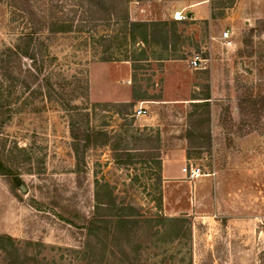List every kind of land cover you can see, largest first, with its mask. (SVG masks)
<instances>
[{
	"label": "rangeland",
	"instance_id": "obj_1",
	"mask_svg": "<svg viewBox=\"0 0 264 264\" xmlns=\"http://www.w3.org/2000/svg\"><path fill=\"white\" fill-rule=\"evenodd\" d=\"M105 2L107 8L113 5L112 0ZM30 12L43 14L51 21L74 19L77 24L82 10L76 0H0V57L17 45L21 34L31 29L32 23L27 21ZM175 12H183L187 19L181 22L188 24L179 29L183 40L177 46V58L162 61L100 62L104 47L96 42L100 37L115 35L112 21H102L95 30L91 24L84 23L88 32L83 34L49 37L48 24L45 25L46 30L40 37L45 53L37 57L36 62L40 69L38 84L28 90L17 88L11 97V119L0 131V143L7 149L13 145L25 149L15 161L17 186L14 193L0 176V234L39 244L40 255L54 264H78L83 256L80 249L84 236L65 218L75 213L90 216L95 181H106L115 187L121 200L141 208L144 213L158 211L153 200L160 191L162 215L189 219L187 240L171 242L169 238L163 241L155 237L154 247L143 252V264H264V172H261L264 171V99H257L256 104L251 103L243 110L238 107V93L243 86L257 84L261 87L258 92L264 95V80L255 69V62L263 61L259 54L264 55V35L255 38L252 56L238 57L239 51L248 49L241 42L245 34L264 21V0H127L130 22L174 20ZM227 29L232 41L229 47L220 40ZM120 47L113 48L114 57L129 54L131 59H143V44L132 45L128 39L127 45ZM154 49L160 53L162 47ZM196 54L206 60L201 69H194L190 64ZM22 63L30 68L31 61L22 59ZM207 91L215 119L225 129L232 128L236 136L258 133L262 139L258 154L253 158L249 151L254 146L243 144V149L248 151L244 149L240 154V146L235 144L237 154L229 161L232 174L220 175L222 184L214 193L211 179L204 178L217 172L218 160L222 159L212 143V112L209 109V125L200 127L198 121L205 118V113L201 116L204 111L191 105L192 99L203 98ZM252 91L257 89L254 87ZM134 96L145 100L135 104L133 115L136 108L145 106L147 117L132 115L123 121L113 108L104 106L128 103ZM192 112L196 114L191 126L188 116ZM85 113L88 116L83 117V122L88 123L90 131H106L116 135L117 140H125L122 144L113 141L118 144L117 149L123 145L129 149L139 148L141 144L136 138L140 135L139 129L145 128L146 134L141 135L151 137L148 145L152 148L131 150L129 154L134 158L140 154L153 158L146 163L134 159L132 164H125L124 158L116 159L123 151L113 152L110 146L96 141L84 142V161L81 171L75 172L69 121ZM146 125L153 128L159 125L167 139L179 129L180 155H186V159L180 158L168 167L170 176L177 180L164 185L161 168L160 188L154 162L158 154L162 162L166 145L160 134H151ZM189 129L195 137L186 140L184 134ZM207 131L210 133L209 150L204 137ZM189 166L200 169L199 179L184 178L181 169ZM242 170L247 175L241 174ZM200 192L205 199L199 198ZM216 201L219 207H231L219 213L221 211L213 210ZM251 208L258 216L243 234L237 224L228 225L229 219L222 216L246 213ZM54 211H59L61 216ZM202 214L206 217L201 219ZM252 234H259V240L248 244L245 238Z\"/></svg>",
	"mask_w": 264,
	"mask_h": 264
},
{
	"label": "trees",
	"instance_id": "obj_2",
	"mask_svg": "<svg viewBox=\"0 0 264 264\" xmlns=\"http://www.w3.org/2000/svg\"><path fill=\"white\" fill-rule=\"evenodd\" d=\"M81 8L80 22L74 24V19L69 21H51L49 17L43 14L30 12L28 13L27 21L32 23L31 29L21 34L18 43L15 47L7 49L0 57V131L11 119L12 110H10L11 97L17 88L24 90L31 89L38 84V73L40 69L37 67V57H42L45 53V44L40 37L44 34L45 25L47 27V37L54 34L76 33L83 34L86 25L96 29L97 24L102 21L113 22V32L115 35L100 37L97 45L104 47V54L100 56V62H116L139 60H167L177 58V46L182 43V35L180 34V26L187 25V22H177L175 20L159 21V22H130L127 15V0H112L113 5L107 8L106 0H76ZM92 28L90 30H92ZM264 35V21H260L254 28L249 29L242 39V44L247 46V51L238 52V57L252 56L255 38ZM121 37V38H118ZM121 39V40H119ZM129 39L130 44L141 43L144 45L142 49L143 59H131L129 54L124 55L123 59L114 57L113 48L127 45ZM162 47L160 53H157L154 47ZM120 47V48H121ZM108 50L106 51V49ZM197 48V46H196ZM115 49V48H114ZM112 52V53H107ZM259 54L260 59L255 62V69L258 75L264 80V55ZM22 59L31 61L30 68L24 67ZM39 87V85H38ZM257 91L253 92L252 88ZM244 88V89H243ZM259 85L251 87H242L239 96L238 107L243 110L249 104H256L257 99H264L261 95ZM143 97L134 96L132 101L128 103L105 104L104 106L113 108L115 114L125 121L133 115V108L139 101H143ZM200 100L201 103H191L194 108H201L204 112L200 115L203 117L198 121V125L204 126L210 123L209 114V93ZM196 112V111H194ZM192 112L188 119V124L193 125L191 119L194 113ZM88 115L81 114L76 118L71 117L69 121L70 135L73 140L72 149L76 160V171H81L80 166L83 164V147L82 143L90 144V142H100L102 146H110L114 152L121 150L122 155H117L116 159L124 158L126 163H133V160L140 159L146 163L153 156L140 154L134 158L130 155L131 150H148L150 145L148 142L151 137H145L146 129H139L136 142L141 145L139 148L134 147L129 149L126 145L117 149L118 144L122 141L115 139L116 135H111L106 131H90L87 128V122H83V117ZM131 122H134L133 119ZM210 133L207 131V149L210 146ZM183 137V136H182ZM185 139H193L195 133L189 129L184 134ZM157 139L159 136L157 135ZM92 140V141H91ZM125 142L124 144H126ZM122 146V145H120ZM119 147V146H118ZM157 150L160 148V141L157 142ZM25 149L18 148L13 145L10 149L6 148L5 144L0 143V176L3 177L9 184L11 192H15L17 186V164L16 158L19 154L24 153ZM138 156V155H136ZM154 165L158 170L156 175L157 186L160 188L162 162L160 155L156 156ZM124 164V163H123ZM158 187L156 191H158ZM157 199L153 202L156 204V213H144L141 208L135 207L130 203L121 200L115 192V187L106 182L95 181L94 206L90 216L70 215L65 220L71 226L75 227L84 236L83 245L80 253L82 258L78 264H143V252L154 247V238L158 237L164 240L174 242L175 240L182 241L189 238V219L186 217L169 218L161 214L162 197L158 191ZM58 216L59 211H54ZM61 216V215H60ZM37 243H26L18 241L7 234H0V264H54L49 262L46 257H42Z\"/></svg>",
	"mask_w": 264,
	"mask_h": 264
},
{
	"label": "crops",
	"instance_id": "obj_3",
	"mask_svg": "<svg viewBox=\"0 0 264 264\" xmlns=\"http://www.w3.org/2000/svg\"><path fill=\"white\" fill-rule=\"evenodd\" d=\"M128 77L130 78L129 74ZM193 103H201L200 100H194ZM140 108V107H139ZM142 108H145L147 110V115H148V109L147 107L143 106ZM137 109V108H136ZM211 112H212V121H211V130H212V136H213V145L215 146L214 151L218 153V155H220L222 157L221 161L218 160V168H216L217 172H214L213 176H206L204 178H210L211 179V185H212V191L214 193V191H216L219 186L222 184V178H220V175L222 177H225L226 175H230L232 174L229 170L232 168V162H229L230 160L232 161V155L233 154H237L234 153V146L235 144L240 146L239 152L240 154H242L243 152H241L242 150H247L246 148L243 149L242 145L243 144H251V147L254 146L250 151H249V155L251 154L252 158L253 156L258 154L259 151V146L262 143V139L261 137L258 135V133H251L250 135L247 134H242V135H234L232 132V128L229 129H225L224 126H222L219 122H217V120L215 119V112H214V106H212V108H210ZM144 116V117H147ZM143 118V117H140ZM154 124V123H153ZM148 127V130L151 131L152 133H159L160 134V138L162 143L165 142L166 145V149L164 150V152H162V178H163V183L164 185L166 184L167 181H175L177 179H174L170 173V171L168 170V167L170 165V163L172 162H176L179 161L180 158L186 159V155L183 153V155H180V137L178 138L179 134H180V130L178 129L174 136L169 137L168 139L164 136V132L163 129H159L157 125L155 128L150 127V125H146ZM224 128V129H223ZM222 134V135H221ZM178 141V143H176ZM170 145V146H168ZM248 151V150H247ZM224 155V156H223ZM181 156V157H180ZM190 161V160H188ZM217 166V165H216ZM222 169V170H221ZM257 170H263V169H259V167H257ZM264 172V171H261ZM181 173L184 174L182 172L181 169ZM244 173L245 175H247V173H245V171H241V174ZM253 173V172H251ZM259 173V172H258ZM219 175V176H218ZM184 178L186 179V175L184 174ZM203 178V177H201ZM180 179H182L180 177ZM199 179V178H197ZM196 179V180H197ZM205 187V184H204ZM204 187L202 188L203 192H205ZM204 193H199V198L205 199ZM201 201V200H199ZM205 203V201H204ZM215 206L213 208V210H219L221 212L219 213H223L226 210V207H231L230 205L227 206H221L219 207L218 202L216 201ZM243 206V205H242ZM218 207V208H217ZM256 210L254 208H251V211H247L246 213H239L236 214L234 216H231L230 213H226L225 215H222L224 217L227 216V218L229 220H227V224H237L238 229L241 230V233H245V228L248 227V224H251L253 222V219H255L258 214H255ZM216 215V214H215ZM201 219L205 218L206 216L204 214H202V216H200ZM214 217V216H213ZM233 220V221H232ZM248 234V233H247ZM259 235V234H258ZM256 235H248L245 239L249 241L255 239L259 240V236Z\"/></svg>",
	"mask_w": 264,
	"mask_h": 264
},
{
	"label": "built area",
	"instance_id": "obj_4",
	"mask_svg": "<svg viewBox=\"0 0 264 264\" xmlns=\"http://www.w3.org/2000/svg\"><path fill=\"white\" fill-rule=\"evenodd\" d=\"M173 18L177 22L185 21L187 19V17L183 14V12H175ZM220 40L222 41L223 45L226 47L232 45V41L230 39V32L228 29L223 31V33L220 36ZM205 61L206 60L202 59L198 54H196L192 57L190 64L194 69H201L202 63ZM146 115H147V110L145 108L140 107L134 111L133 116L135 118H140ZM182 172L186 175V177L189 180H195L202 175L200 169L194 166L184 167L182 169Z\"/></svg>",
	"mask_w": 264,
	"mask_h": 264
}]
</instances>
